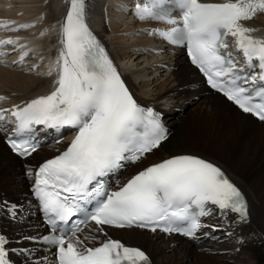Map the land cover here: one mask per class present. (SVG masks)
I'll return each mask as SVG.
<instances>
[{
  "label": "snow or ice",
  "instance_id": "1",
  "mask_svg": "<svg viewBox=\"0 0 264 264\" xmlns=\"http://www.w3.org/2000/svg\"><path fill=\"white\" fill-rule=\"evenodd\" d=\"M173 9L179 14L172 15ZM128 10L137 19L169 25L152 28L149 34L173 45H186L191 63L213 89L244 113L264 122V36L253 35L257 28L246 23L264 14V0H145ZM29 26L0 21V28L9 31ZM59 44L56 59L48 69L49 75L56 74L52 90L19 105L0 108V119L7 115L15 124L6 143L21 157L34 150L30 142L34 125L76 129L63 151L34 169H26L29 177L34 176L32 194L51 231L21 239L54 246L52 264H151L140 247L113 238L85 246L77 233L93 222L94 231L100 233H104V226H137L195 239L202 227L222 226L202 224L201 217L209 216L212 206L224 217V223L236 226L248 221V206L241 190L219 166L198 154L158 158L115 190H108L104 183L108 173L120 168L122 161H137L159 149L168 131L158 113L142 107L133 97L89 29L86 0H67L59 25ZM9 52L18 53L13 63L19 64L30 49L20 43L19 37L7 36L0 39V56ZM234 53L242 56L243 63L238 64ZM22 135L27 138L20 139ZM15 207H9L10 214ZM229 213L235 220L227 219ZM8 244L6 235L0 234V264H16L10 252H31L10 249ZM31 264H49L48 257H39Z\"/></svg>",
  "mask_w": 264,
  "mask_h": 264
},
{
  "label": "bare ground",
  "instance_id": "2",
  "mask_svg": "<svg viewBox=\"0 0 264 264\" xmlns=\"http://www.w3.org/2000/svg\"><path fill=\"white\" fill-rule=\"evenodd\" d=\"M66 5L67 0H0V21L30 25L16 31L0 28L1 38L19 37L30 49L23 63H13L18 55L13 52L0 60V96L6 97L0 99V108L19 105L55 86L56 74L49 75L48 69L60 47L59 25ZM132 6V0H86V23L106 48L126 87L140 105L164 113L168 128L162 146L130 164L120 183L158 158L198 154L219 166L241 190L249 218L233 226L224 223L212 206L203 224L222 226L202 227L196 239L139 228L104 227L100 233L94 225L79 237L85 236L88 246L105 238L119 239L127 246L140 247L151 264H264V124L209 90L181 49L149 34L150 29L165 25L137 19L128 10ZM246 23L257 28L253 35L264 36V14ZM191 102L194 105L188 107ZM7 132L0 130V231L8 238L9 248H34L30 240L21 238L45 234V230L28 196L32 178L26 169L59 154L67 141L41 146L20 159L3 142ZM12 205L20 206L15 220L7 214ZM227 219L235 220V216L229 213ZM50 254L37 251L19 261L31 264L32 259L44 256L49 260Z\"/></svg>",
  "mask_w": 264,
  "mask_h": 264
},
{
  "label": "rangeland",
  "instance_id": "3",
  "mask_svg": "<svg viewBox=\"0 0 264 264\" xmlns=\"http://www.w3.org/2000/svg\"><path fill=\"white\" fill-rule=\"evenodd\" d=\"M195 104H197V101L195 102ZM192 105H194V103L192 104V102H191V103L188 105V107H191ZM17 216H18V215H15L13 219H14V220L17 219V218H18ZM37 220H38L39 223H41V220L38 218V216H37ZM230 243H232V240H230ZM228 264H232V262H229Z\"/></svg>",
  "mask_w": 264,
  "mask_h": 264
}]
</instances>
